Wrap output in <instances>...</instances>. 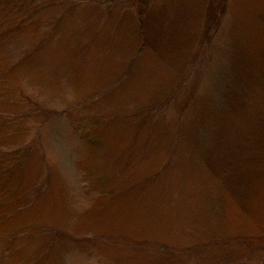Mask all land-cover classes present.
<instances>
[{
	"label": "rangeland",
	"instance_id": "obj_1",
	"mask_svg": "<svg viewBox=\"0 0 264 264\" xmlns=\"http://www.w3.org/2000/svg\"><path fill=\"white\" fill-rule=\"evenodd\" d=\"M0 264H264V0H0Z\"/></svg>",
	"mask_w": 264,
	"mask_h": 264
},
{
	"label": "trees",
	"instance_id": "obj_2",
	"mask_svg": "<svg viewBox=\"0 0 264 264\" xmlns=\"http://www.w3.org/2000/svg\"><path fill=\"white\" fill-rule=\"evenodd\" d=\"M225 18H226V16H221V18H220V25L221 26H223L225 23H224V20H225ZM223 22V23H222ZM216 29V28H215ZM215 29H214V31H215ZM224 29V28H223ZM223 32V31H222ZM204 47H205V55H207L208 57H210L209 56V54H211V52H210V50H211V48L212 47H214L211 43L210 44H208V42L206 43V44H204ZM218 50V49H217ZM221 51H219V53H220ZM216 54V53H215ZM212 55V54H211ZM217 55H218V51H217ZM214 57V56H213ZM200 61V60H199ZM224 69H225V66L223 67V69L218 73V74H216L215 75V79H213L212 80V82H211V86H212V91H211V93H210V97L212 98V99H214L215 100V108L216 109H218V110H220L219 108H220V104H222L223 103V101H221V91H223V89H224V82L228 79V77H226L227 76V74L226 73H224ZM222 109V108H221ZM210 131V129L209 128H205L203 131H201L200 132V136H201V138L204 136V134L205 133H207L208 134V132ZM10 150V148L8 147V148H6V147H4V148H2V152H4V153H6V152H8Z\"/></svg>",
	"mask_w": 264,
	"mask_h": 264
}]
</instances>
